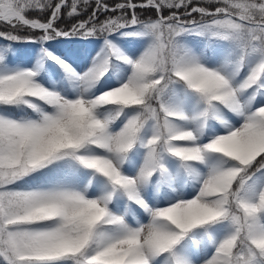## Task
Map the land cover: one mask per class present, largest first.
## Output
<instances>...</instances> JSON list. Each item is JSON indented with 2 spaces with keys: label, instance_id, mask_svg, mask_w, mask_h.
<instances>
[{
  "label": "snow or ice",
  "instance_id": "obj_1",
  "mask_svg": "<svg viewBox=\"0 0 264 264\" xmlns=\"http://www.w3.org/2000/svg\"><path fill=\"white\" fill-rule=\"evenodd\" d=\"M0 264H264V0H0Z\"/></svg>",
  "mask_w": 264,
  "mask_h": 264
},
{
  "label": "rangeland",
  "instance_id": "obj_2",
  "mask_svg": "<svg viewBox=\"0 0 264 264\" xmlns=\"http://www.w3.org/2000/svg\"><path fill=\"white\" fill-rule=\"evenodd\" d=\"M94 47V45H87V47L81 50L78 54H76L75 52H71L69 56L78 68H82L87 62L88 54L92 51Z\"/></svg>",
  "mask_w": 264,
  "mask_h": 264
},
{
  "label": "trees",
  "instance_id": "obj_3",
  "mask_svg": "<svg viewBox=\"0 0 264 264\" xmlns=\"http://www.w3.org/2000/svg\"><path fill=\"white\" fill-rule=\"evenodd\" d=\"M106 3L108 4H114L117 2V0H105ZM91 11V8H89V12ZM152 13H148V15H151ZM30 15H36L35 13L30 14ZM103 18V17H101ZM21 48V50H27L30 48V46L28 45H20L19 46ZM61 47L65 48L68 50V54L71 52H75L76 54H78L81 50H83L84 48L87 47V45H62Z\"/></svg>",
  "mask_w": 264,
  "mask_h": 264
}]
</instances>
